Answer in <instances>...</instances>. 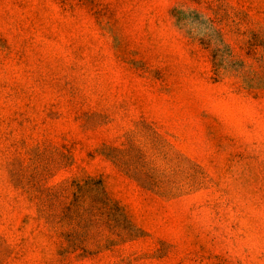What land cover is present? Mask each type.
Here are the masks:
<instances>
[{"label": "rangeland", "instance_id": "rangeland-1", "mask_svg": "<svg viewBox=\"0 0 264 264\" xmlns=\"http://www.w3.org/2000/svg\"><path fill=\"white\" fill-rule=\"evenodd\" d=\"M0 264H264V0H0Z\"/></svg>", "mask_w": 264, "mask_h": 264}, {"label": "trees", "instance_id": "trees-1", "mask_svg": "<svg viewBox=\"0 0 264 264\" xmlns=\"http://www.w3.org/2000/svg\"><path fill=\"white\" fill-rule=\"evenodd\" d=\"M96 185H98L96 187ZM62 193H69L71 199L60 208V219L74 222L76 229L88 234L92 227L100 223L107 224L109 228L117 230L118 240H109L104 243L69 242L65 252L81 251V255L92 254L102 249H108L117 241L135 238L132 233L123 232L121 218L117 216L119 207L108 199L100 181L90 176L86 179L72 180L71 184L61 189ZM68 197V195H66ZM74 230V229H73Z\"/></svg>", "mask_w": 264, "mask_h": 264}]
</instances>
